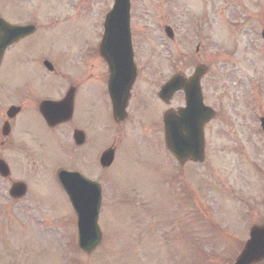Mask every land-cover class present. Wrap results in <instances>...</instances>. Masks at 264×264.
<instances>
[{
  "label": "rangeland",
  "instance_id": "374dc122",
  "mask_svg": "<svg viewBox=\"0 0 264 264\" xmlns=\"http://www.w3.org/2000/svg\"><path fill=\"white\" fill-rule=\"evenodd\" d=\"M22 1L24 8L0 0V16L7 22H17L24 13L33 15L36 26L14 48L16 57L6 64L10 69L2 71L0 108L13 102L14 87L22 98L45 97L59 92L60 85L64 90L82 69L93 76L88 88L97 99L98 161L107 142L116 140L121 151L109 171L95 170V180L103 181L104 242L87 255L78 249L75 214L52 167L68 163L65 155L46 147L50 167L42 159L37 174L20 147L15 168L33 188L21 202L8 204L7 185L0 181V264H234L250 229L264 224V0H132L131 28L141 70L132 102L141 98L145 106L138 113L129 110L130 121L118 135L104 127L110 113L104 88L95 81L106 75L97 47L114 0H79L85 2L79 10L77 0ZM166 25L174 30L172 40L166 38ZM40 54L54 57L48 59L55 76L40 63L42 71L32 64ZM81 61H87V72ZM200 64L207 65L202 89L217 114L206 130V162L183 174L160 138V124L149 122L159 99L148 79L163 84L175 73L192 75ZM178 104H183L181 94L173 103ZM141 112L145 133L134 126ZM80 165L85 169V163Z\"/></svg>",
  "mask_w": 264,
  "mask_h": 264
},
{
  "label": "water",
  "instance_id": "95a60500",
  "mask_svg": "<svg viewBox=\"0 0 264 264\" xmlns=\"http://www.w3.org/2000/svg\"><path fill=\"white\" fill-rule=\"evenodd\" d=\"M130 8V0H115V5L106 18L105 36L101 45V54L111 69L110 88H112V97H115L117 93L115 87L124 83L123 92L126 93V100L129 98V92L137 76L129 30ZM16 30L21 31L23 29L17 28ZM167 33L171 35V30L167 29ZM206 72L205 66H199L189 80L182 76H176L163 87L161 92L162 99L165 101L171 99L179 90H184L186 95L187 107L182 110L181 117L175 121L172 115H169L165 119L167 145L180 160L190 158L194 161H200L203 158V127L214 116V112L205 107L202 101L200 81ZM63 106L65 105L57 104L56 108H51V111ZM17 111L14 110L13 114H16ZM119 112L120 108L115 105L116 116ZM113 157V151L105 153L101 160L102 164L109 166ZM83 187L75 182L73 187L69 186V191L73 198H75L76 193L79 195L76 199V206L80 213V223H82L80 224L81 247L85 251L91 252L96 249L101 241V232L97 225L100 200L96 197L95 192V215H89V210L82 206L84 202H78V199H82ZM18 190L20 191L19 194L24 192L21 187ZM262 260H264V226L252 229L251 240L248 241L236 264H255Z\"/></svg>",
  "mask_w": 264,
  "mask_h": 264
},
{
  "label": "flooded vegetation",
  "instance_id": "af4514ba",
  "mask_svg": "<svg viewBox=\"0 0 264 264\" xmlns=\"http://www.w3.org/2000/svg\"><path fill=\"white\" fill-rule=\"evenodd\" d=\"M8 1L11 4H17L19 2L18 5L21 8H24V5H20L21 3L25 4V2H23L22 0L21 2L19 0L17 2L16 0ZM80 3L82 2L77 0V10L80 7ZM2 18L6 20V18ZM19 18L20 19L18 21L22 20L21 22L17 21L10 24L22 27L29 26L32 24L31 18H33V15H25L24 13H21ZM49 18L50 16H47V19ZM28 38L29 37H25L19 42ZM19 42L13 44L12 46L8 47L7 50L4 51V55L0 60V76L2 75V71L10 69V65L6 66V64L10 61L12 57H14V55L16 57V54L13 51L14 48L19 45ZM48 58L53 60L54 57H51L50 55L45 56L43 54H40L37 57V61L32 62V64L37 65L40 71H42L39 63L42 66H45V62L49 60ZM81 64L83 65L84 63L81 62ZM83 68L84 70H86V72L88 71L87 65H83ZM49 72L52 76H55L56 74L54 67L53 70H49ZM73 73L74 72H72L71 74ZM83 73L84 72L81 69L78 74H73L78 76L69 80L70 84L67 87H64V90L62 85H60L61 90L59 92H51V94L46 95L45 97L22 98L17 95L18 89L14 87V89L12 90V94L14 96L9 95L11 97L10 100L13 102L8 101L6 107L0 108V159L4 160L6 163H8V165L10 164V166H15L18 159V152L20 150V147H23L25 148L24 152L27 154L26 156L30 157L31 163L35 165L38 161L44 158V149H46V147H49V149L52 147L56 151L67 150L74 155L77 153V151H81L80 156L78 158L79 164L74 162L73 163L77 167H81L80 164L85 163L84 166H86L89 171L95 170V156L94 158H92L90 155L91 153L95 155V143L97 142V138L95 135V106H97V99L95 100V95L92 97L89 94L88 83L90 79L93 78V76H91V73L89 72H87L88 75H84ZM51 75H48V77L46 78V76L43 74V77L45 79H48ZM52 78L56 79L55 77ZM104 78L105 79L103 80L101 75H97L95 76V81L101 83L102 88H104L103 95L106 96V75ZM2 87L3 85L0 82V92H2ZM83 87H85L84 91ZM68 94L72 95L74 99L72 117L66 122H64L66 118L61 117L59 119H55L53 125L49 124L46 121L45 116H43V114L41 113V105L47 101L59 102L65 97H67ZM175 101L176 99L173 100V102L166 104L168 107L167 109H178L180 104H178L177 106L173 105ZM25 102H32V104L28 105ZM78 104L80 105L81 110H77ZM13 107H19L20 111L18 114L11 116L9 110ZM87 111H90L91 113H87ZM77 118L79 119V122H82L83 124H78L79 122ZM63 127H66V130H64ZM75 130H81L85 133V144L81 147H75L74 145L72 135ZM25 134L29 136L28 139H25ZM35 146L41 148L38 149ZM83 149H85V153L83 152ZM8 153L12 155L8 156ZM188 164L189 162H186L185 164H183V166H186ZM18 177V173L13 171L12 167L11 172L9 173L0 172V181L3 184L7 185L5 191H8L14 183L19 181ZM8 201L14 202V200L9 196Z\"/></svg>",
  "mask_w": 264,
  "mask_h": 264
}]
</instances>
